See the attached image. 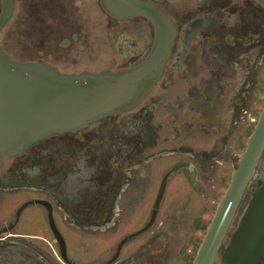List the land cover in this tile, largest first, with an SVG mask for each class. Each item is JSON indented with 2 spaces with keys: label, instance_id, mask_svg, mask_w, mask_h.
I'll use <instances>...</instances> for the list:
<instances>
[{
  "label": "flooded vegetation",
  "instance_id": "flooded-vegetation-1",
  "mask_svg": "<svg viewBox=\"0 0 264 264\" xmlns=\"http://www.w3.org/2000/svg\"><path fill=\"white\" fill-rule=\"evenodd\" d=\"M142 1L176 30L162 77L138 107L4 159L0 264H173L170 242L162 251L156 246L171 234L175 207L188 205L169 198L172 181L210 183L208 173L229 164L235 146L245 150L264 107V8L254 0ZM65 2L23 0V6L41 37V56L32 62L73 73L55 61L83 38L87 46L89 34L68 18ZM98 4L123 60L116 70L141 61L153 44V25L143 17L113 19ZM135 20L144 24L123 27ZM263 162L264 154L214 264L264 181ZM194 223L192 230L204 231L201 218ZM202 239L196 251L197 244L190 252L189 245L180 248V264H193Z\"/></svg>",
  "mask_w": 264,
  "mask_h": 264
},
{
  "label": "water",
  "instance_id": "water-1",
  "mask_svg": "<svg viewBox=\"0 0 264 264\" xmlns=\"http://www.w3.org/2000/svg\"><path fill=\"white\" fill-rule=\"evenodd\" d=\"M0 38L15 0H0ZM180 2L183 0H167ZM264 8V0H254ZM116 20L138 17L154 28L146 56L115 71L63 73L45 62L13 59L0 40V165L52 135L76 133L138 107L163 75L176 30L142 0H100ZM264 154V107L198 248L193 264H214ZM224 264H264V181L249 201L223 253Z\"/></svg>",
  "mask_w": 264,
  "mask_h": 264
},
{
  "label": "rangeland",
  "instance_id": "rangeland-1",
  "mask_svg": "<svg viewBox=\"0 0 264 264\" xmlns=\"http://www.w3.org/2000/svg\"><path fill=\"white\" fill-rule=\"evenodd\" d=\"M63 2L69 5L68 18L88 28L85 34L88 33L89 38L87 39L85 35V39L88 40L87 46H84L83 38L81 43L76 45L70 52L69 57L62 56V58L56 59L55 64L64 72H103L106 70H116L123 60L114 50V37L112 38L111 36L113 34L112 29L108 27L110 21L101 12L98 0H73L72 4H69L70 1L68 0H63ZM29 18V14L23 6V0H18L14 17L1 33L0 38L1 44L10 56L15 60L23 62L35 61L41 56L39 53L40 33L34 27L36 26V21H29ZM137 23L144 24L141 20H135L131 23H124L123 27L128 28L129 31H133ZM48 24L49 26L53 25L55 21L48 20ZM112 24L114 26V23ZM31 34L35 36L32 37ZM104 44L107 45V49L104 48ZM45 50L50 51V47L47 45ZM52 50L54 53H61L56 47H53ZM242 149V146H235L233 149L234 156L230 158V163H225L224 166H220L208 173L206 178L211 179L210 183L203 182L200 185L201 187H193L188 183L184 186V182L181 179L172 181L173 185L176 186H172V196L169 198L173 200L180 199L182 204L187 203L188 205L185 208L183 205L175 207L178 211L174 210L175 212L172 214L176 216L177 220L171 223V234L169 237L158 240L159 244L156 245L162 251L164 247L167 248L170 242L171 246L169 250L167 249V253L171 263L180 264V248L184 245H189L188 250L190 252L193 250L195 244H198L202 239L205 232L192 230L194 222L197 218H201L207 224L211 220L214 214V207L223 196L230 182L232 171L236 167L237 155L242 152ZM211 186L215 188L214 191L211 190ZM196 192L200 193L201 196L200 194L198 196ZM213 194L217 198L213 199ZM168 208L173 209L174 207H167L165 209L167 210ZM129 229H126V231ZM140 240L143 242L142 239L137 240V242L139 243ZM97 242L99 243L100 240H97ZM111 242L113 241L111 240ZM217 259L216 264H224L221 255Z\"/></svg>",
  "mask_w": 264,
  "mask_h": 264
},
{
  "label": "trees",
  "instance_id": "trees-1",
  "mask_svg": "<svg viewBox=\"0 0 264 264\" xmlns=\"http://www.w3.org/2000/svg\"><path fill=\"white\" fill-rule=\"evenodd\" d=\"M208 224L207 223H199V228L203 229L204 231L206 230ZM198 247V244L196 245L195 251Z\"/></svg>",
  "mask_w": 264,
  "mask_h": 264
}]
</instances>
